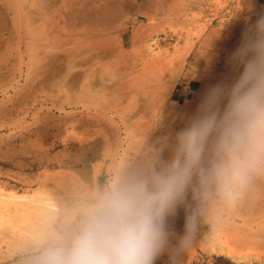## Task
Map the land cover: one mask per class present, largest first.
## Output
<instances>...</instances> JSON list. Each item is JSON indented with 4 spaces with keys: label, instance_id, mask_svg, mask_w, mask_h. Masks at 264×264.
Returning <instances> with one entry per match:
<instances>
[{
    "label": "rangeland",
    "instance_id": "374dc122",
    "mask_svg": "<svg viewBox=\"0 0 264 264\" xmlns=\"http://www.w3.org/2000/svg\"><path fill=\"white\" fill-rule=\"evenodd\" d=\"M261 17L260 0H0V264L43 205L101 180L118 149L145 133L171 144L205 92L238 74L233 53ZM169 224L183 235V207ZM178 260L264 264V203Z\"/></svg>",
    "mask_w": 264,
    "mask_h": 264
},
{
    "label": "clouds",
    "instance_id": "9594fccd",
    "mask_svg": "<svg viewBox=\"0 0 264 264\" xmlns=\"http://www.w3.org/2000/svg\"><path fill=\"white\" fill-rule=\"evenodd\" d=\"M232 61L238 74L205 92L171 144H149L145 133L113 153L101 180L43 205L12 264H155L165 251L179 264L205 230L264 203V17ZM181 207L177 236L169 220Z\"/></svg>",
    "mask_w": 264,
    "mask_h": 264
},
{
    "label": "bare ground",
    "instance_id": "6f19581e",
    "mask_svg": "<svg viewBox=\"0 0 264 264\" xmlns=\"http://www.w3.org/2000/svg\"><path fill=\"white\" fill-rule=\"evenodd\" d=\"M22 1H23V0H22ZM46 18H47V17H46ZM26 19H27V18H26ZM28 20H29V19H28ZM19 21H20V20H19ZM19 21H18V22H19ZM17 27H19V26H17ZM43 30H44V29H43ZM83 30H84V29H83ZM44 31H45V30H44ZM38 32H39V31H38ZM30 33H31V32H30ZM41 33H42V29H41ZM17 34H18V33H17ZM31 34H32V33H31ZM34 34H35V33H34ZM36 35H38V34H36ZM32 36H33V35H32ZM32 36H31V37H32ZM27 37H28V36H27ZM34 37H36V36H33V38H34ZM4 38H5V37H4ZM46 38H47V36H46ZM26 40H27V39H26ZM51 40H52V39H51ZM56 41H57V40H56ZM7 42H8V41H7ZM58 42H59V41H58ZM58 42H56V43H58ZM29 43H30V42H29ZM29 43H28V44H29ZM59 43H60V42H59ZM50 44H51V43H50ZM20 46H21V45H20ZM27 46H29V45H27ZM13 47H14V46H13ZM18 47H19V46H18ZM19 49H20V48H19ZM28 50H29V49H28ZM113 50H114V49H113ZM230 50H231V49H230ZM26 51H27V50H26ZM27 52H28V51H27ZM32 52H33V51H32ZM35 52H36V50H35ZM77 54H78V53H77ZM105 54H106V53H105ZM36 55H37V54H36ZM65 55H66V54H65ZM72 56H73V55H72ZM78 56H79V55H78ZM106 56H107V55H106ZM27 57H28V56H27ZM69 57H70V56H69ZM31 58H32V57H31ZM216 58H217V57H216ZM34 60H35V59H34ZM74 60H75V59H74ZM32 61H33V60H32ZM2 62H3V61H2ZM30 62H31V61H30ZM34 62L36 63V61H34ZM35 63H34V64H35ZM74 64H75V63H74ZM38 65H39V64H38ZM27 66H28V65H27ZM71 66H72V65H71ZM20 67H21V66H20ZM32 67H33V66H32ZM58 68H59V67H58ZM61 68H62V67H61ZM32 69H33V68H32ZM59 69H60V68H59ZM65 70H66V69H65ZM235 70H236V69H235ZM235 70H234V71H235ZM57 71H59V70H57ZM29 74H30V73H29ZM57 75H58V74H57ZM56 77H57V76H56ZM78 80H80V79H78ZM75 81H76V80H75ZM69 82H70V81H69ZM213 82H214V81H213ZM213 82H212V83H213ZM66 84H67V83H66ZM72 86H73V84H72ZM45 88H46V87H45ZM65 99H66V98H65ZM74 99H75V98H74ZM75 103H76V101H75ZM34 104H35V103H34ZM70 104H71V102H70ZM77 104H78V103H77ZM88 104H89V103H88ZM79 106H80V105H79ZM92 106H93V105H92ZM81 108H82V107H81ZM78 109H79V108H78ZM97 109H98V108H97ZM91 110H92V109H91ZM76 111H77V110H76ZM86 126H87V125H86ZM147 126H148V125H147ZM81 129H82V128H81ZM81 129H80V130H81ZM77 130H78V129H77ZM94 133H95V132H94ZM86 136H87V135H86ZM96 137H97V136H96ZM96 137H95V138H96ZM115 137H117V136H115ZM103 139H104V138H103ZM60 140H61V139H60ZM60 140H59V141H60ZM104 140H105V139H104ZM32 141H33V140H32ZM56 141H58V140H56ZM64 142H65V140H64ZM105 142H106V141H105ZM30 143H31V142H30ZM69 143H70V142H69ZM89 143H91V142H89ZM47 144H48V143H47ZM59 144H60V143H59ZM83 144H85V143H83ZM106 145H107V144H106ZM66 146H67V145H66ZM79 146H80V145H79ZM85 146H86V144H85ZM30 147H31V146H30ZM59 147H60V145H59ZM90 148H91V147H90ZM107 148H108V147H107ZM108 149H110V148H108ZM36 150H37V149H36ZM38 150H39V149H38ZM43 153H44V152H43ZM90 161H92V160H90ZM85 162H86V161H85ZM86 163H87V162H86ZM86 163H85V164H86ZM80 165H81V164H80ZM254 208H255V206H254ZM257 208H258V207H257ZM257 208H256V209H257ZM257 210H258V209H257ZM258 213H259V212H258ZM260 213H261V212H260Z\"/></svg>",
    "mask_w": 264,
    "mask_h": 264
},
{
    "label": "crops",
    "instance_id": "0c3cea01",
    "mask_svg": "<svg viewBox=\"0 0 264 264\" xmlns=\"http://www.w3.org/2000/svg\"><path fill=\"white\" fill-rule=\"evenodd\" d=\"M79 6H80V5L74 4L70 9H72V12H76V13H77V10H78V7H79ZM6 16H7V15L4 16V14H3V17L6 18Z\"/></svg>",
    "mask_w": 264,
    "mask_h": 264
},
{
    "label": "water",
    "instance_id": "95a60500",
    "mask_svg": "<svg viewBox=\"0 0 264 264\" xmlns=\"http://www.w3.org/2000/svg\"><path fill=\"white\" fill-rule=\"evenodd\" d=\"M260 1L264 3V0H260Z\"/></svg>",
    "mask_w": 264,
    "mask_h": 264
}]
</instances>
